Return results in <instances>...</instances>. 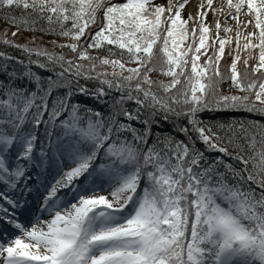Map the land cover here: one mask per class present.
I'll return each instance as SVG.
<instances>
[{
	"label": "snow or ice",
	"instance_id": "obj_1",
	"mask_svg": "<svg viewBox=\"0 0 264 264\" xmlns=\"http://www.w3.org/2000/svg\"><path fill=\"white\" fill-rule=\"evenodd\" d=\"M189 3L0 0V264H264V0Z\"/></svg>",
	"mask_w": 264,
	"mask_h": 264
},
{
	"label": "trees",
	"instance_id": "obj_2",
	"mask_svg": "<svg viewBox=\"0 0 264 264\" xmlns=\"http://www.w3.org/2000/svg\"><path fill=\"white\" fill-rule=\"evenodd\" d=\"M155 3L162 4L163 0H155ZM9 27L10 26L8 24H6L2 19H0V34L3 33L4 29L9 28ZM12 30H15V29L12 28ZM31 35H32V33L26 32L23 34V36H20L19 39H16V38L11 37V31L8 32V37L12 38V39H16L17 43H25L26 42L25 37H30ZM53 39H57V38L53 37V36H46L45 37V40H48V41L53 40ZM58 42L64 43L65 41L63 39H59ZM45 46L48 47L49 49H52V45H50V44H47ZM0 51H4V52H6L12 56H16V57H19L20 59H24V57L21 55V53L18 50L14 49V48H10L6 45L0 44ZM55 51L60 52L61 50L57 48V49H55ZM63 51L65 53H68L67 49H63ZM129 66H134V65H129ZM34 70L37 72H41V70H39V69H34ZM48 74L49 73H47V72H41V75L46 76ZM0 79H5V77L2 74H0ZM221 87H222L223 93L228 94V92H229L228 83L223 84ZM233 94H239V93L234 91ZM89 103L94 104V102H92V101H89ZM207 117L213 118V122H215L217 120L221 121V122L231 121V120H259L261 123H264V115L251 114V113H247L244 111H227V112H222V113H208ZM178 138L182 139V137H179V136H178Z\"/></svg>",
	"mask_w": 264,
	"mask_h": 264
},
{
	"label": "rangeland",
	"instance_id": "obj_3",
	"mask_svg": "<svg viewBox=\"0 0 264 264\" xmlns=\"http://www.w3.org/2000/svg\"><path fill=\"white\" fill-rule=\"evenodd\" d=\"M217 1L218 0H214V7L217 6V4H216ZM197 3H198V0H190V3L188 4L187 8L183 12V16H184L185 19L187 18L189 12H191L193 15H195L196 9H197ZM162 4H166V0H163V3ZM212 20H213V14L211 12H209L208 13V16H207V21L209 23H211ZM235 23H236L235 20H229V24L230 25H233L234 26ZM249 30H251V29H249ZM221 35H223V33H221Z\"/></svg>",
	"mask_w": 264,
	"mask_h": 264
},
{
	"label": "bare ground",
	"instance_id": "obj_4",
	"mask_svg": "<svg viewBox=\"0 0 264 264\" xmlns=\"http://www.w3.org/2000/svg\"><path fill=\"white\" fill-rule=\"evenodd\" d=\"M216 4H217V6H219V0L216 2ZM217 6H216V7H217Z\"/></svg>",
	"mask_w": 264,
	"mask_h": 264
}]
</instances>
